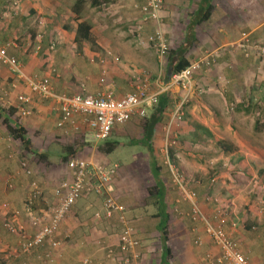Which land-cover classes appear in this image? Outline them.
Returning <instances> with one entry per match:
<instances>
[{
    "label": "crops",
    "instance_id": "crops-1",
    "mask_svg": "<svg viewBox=\"0 0 264 264\" xmlns=\"http://www.w3.org/2000/svg\"><path fill=\"white\" fill-rule=\"evenodd\" d=\"M162 1L160 16L168 44L164 57L158 55L152 41L153 20L142 22L137 6L144 0H0V45H7V53L19 61L25 77L47 78L57 94L111 90L121 97L133 92L139 79L148 76L151 89L167 91L172 97V106L160 112L155 104L145 116L133 115L115 125L108 138L98 141L89 128L92 116L74 114L59 127L61 114L56 101L31 91L23 79L0 62L2 264H121L119 213L114 211L107 217L102 196L94 193H84L76 200L54 235L58 241L55 247L44 242L22 252L16 235L3 226L11 220L23 222L30 229L25 211L29 202L35 215L49 214L56 203L53 188L70 178L66 164L69 157L118 165L111 182L112 196L134 229L133 236L139 241L134 252L142 264H216L219 249L211 243L205 224L192 218L182 188L196 193L200 210L213 223L218 222L215 215L225 218L224 230L252 264H264V219L259 215L263 208L233 205L225 207L224 212L206 204L202 197L210 194L209 183L214 177L207 176L205 164L185 155L194 156L190 147L211 149L213 143L207 136L211 134L218 138V150L229 154V163L238 166L248 162L242 149L252 146L250 140L257 142L255 127L264 120V64L255 49H242L238 43L245 37L250 43H264V0ZM139 23L141 29L137 28ZM207 52L215 53L214 62L194 71L187 88L171 85L164 89L168 68L181 58L190 63ZM18 94L30 98L28 116L21 117L17 112ZM184 95V125L178 132L189 138L177 142V120L172 117ZM9 127L22 129L28 148ZM121 138L124 143L139 144L133 160L137 162L140 157L146 171L140 190L130 184L135 191L128 193H123L120 186L131 179L125 184L120 163L108 158ZM204 155L212 157V152L207 150ZM22 159L28 161L31 174L21 169ZM162 164L167 169V182L161 173ZM177 166L183 169V175L177 172ZM158 169L164 186L162 198L152 189L153 171ZM32 181L39 186L34 198L30 194ZM149 184L153 185L146 187ZM227 188L234 192V183ZM218 190L213 200L220 198ZM161 207L169 213L167 219L158 214ZM184 210L188 225L182 221ZM14 211L19 213L16 218ZM251 212L256 219L250 220ZM225 226L237 229L236 235L229 234ZM109 249L113 254L109 255ZM206 255L211 259H205Z\"/></svg>",
    "mask_w": 264,
    "mask_h": 264
},
{
    "label": "built area",
    "instance_id": "built-area-1",
    "mask_svg": "<svg viewBox=\"0 0 264 264\" xmlns=\"http://www.w3.org/2000/svg\"><path fill=\"white\" fill-rule=\"evenodd\" d=\"M162 0H144V3L137 6L142 14V22L153 20L154 31L152 41L156 51L160 57H164L168 51V44L162 28V18L160 10L162 8ZM138 29L142 28V23L137 25ZM242 49L253 48L259 53L261 62L264 64V43H250L245 37L238 43ZM214 52H207L197 59L191 61L189 65L180 71L172 73L169 82L164 89L171 85L185 89L188 87L194 71L203 67L210 66L214 62ZM0 62L8 65L18 78L23 79L31 91L37 93L41 97H50L54 99L60 111V119L57 122L62 127L74 114H85L92 116L88 121L89 128L92 131V138L95 140H105L108 138L111 130L115 125H120L128 121L133 115L145 116L146 110L154 106L158 101L160 91L150 88L149 77L139 79L135 90L126 93L121 97H116L113 91H97L93 94H74L65 95L54 93L50 82L47 78L32 79L25 77L22 67L15 57L7 53V45H0ZM162 89V90H164ZM19 103L17 112L21 117L28 116L30 109L28 107L30 98L24 94L17 95ZM186 100L184 95L174 108L172 120L177 122L183 117V104ZM70 170V178L60 181L54 188L53 194L56 203L49 209L48 215H35L33 213L31 202L26 207V215L28 216L30 229L23 222H13L6 220L3 226L18 238V244L22 252H28L31 249L49 242L55 247L58 241L54 239L55 233L58 231L61 222L66 218L76 200L84 193H94L103 198V206L106 216L109 217L114 211L119 213V221L122 224V232L119 235V257L121 264H142L136 260L135 248L139 245V241L134 238V229L123 215V208L116 203L112 196V179L116 174L117 164H98L91 160L70 157L67 162ZM20 167L25 174H31L28 161L22 159ZM177 182L180 184V177L177 175ZM184 198L190 202L191 216L195 220H200L205 224L206 232L213 245L218 247L219 254L215 258L216 264H252L249 257L243 253L231 239L223 228L225 218L215 215L213 223L207 218L199 208L196 193L194 191L182 188ZM39 191L36 181L30 183V194L34 198ZM14 218L19 216L18 211H14ZM200 242V238L197 243ZM109 255L113 254V250L109 249ZM205 259H211L210 255H206ZM85 263H87L85 261Z\"/></svg>",
    "mask_w": 264,
    "mask_h": 264
},
{
    "label": "rangeland",
    "instance_id": "rangeland-1",
    "mask_svg": "<svg viewBox=\"0 0 264 264\" xmlns=\"http://www.w3.org/2000/svg\"><path fill=\"white\" fill-rule=\"evenodd\" d=\"M184 106H185V102L183 104V116H184V108H185ZM183 120L184 118L182 117V119L177 122V142L189 138L186 136L184 137L182 133L178 132L182 129L181 125H184ZM260 125L264 127V120L260 122ZM254 133L256 135L254 139H257V142L254 143L253 141L250 140V144L252 146L242 149L248 155V162L239 163L238 166H233V163L228 162L226 157L229 156V154L225 153L224 151L218 150V147L215 144L216 143L215 141H217L218 138H216L211 134L207 135L208 138L211 139L213 143L211 149L209 147H196V148L190 147V150L192 151V155L194 154V156H190L191 153L185 155L187 157L195 159L197 163L200 162L203 165L205 164L207 170V176L209 177L210 175H212V177H214V181L209 183L211 185L210 194L202 197L203 200L206 202V204H211V207H217L215 208V210L219 209L221 211L223 210L224 212H225V207H232L233 205L234 207H262L263 210L262 211L260 210L259 215L261 219H264V131L257 130ZM244 135L247 139H250L249 137H247L248 134H244ZM117 140L120 141L121 143L117 144V147L113 152L109 154L108 158L112 162L116 161L120 163L119 170L125 173L124 174V179H125L124 181H126L125 184L131 179L126 186L124 187L120 186V187L123 193H128L129 191H132V189L135 191V189L131 187L130 184H133L138 190H140V185H142V180H144V177H146V171L144 166L141 164L142 159L140 157L138 158L137 162H134L133 160L134 159L133 155L140 150V146L137 143L135 144H127L126 142L124 143L122 138ZM222 141L227 143L228 140L224 139ZM54 149H56V147ZM207 150L212 152V157L204 155V153ZM240 152L245 154L242 151ZM195 153L198 154L196 155ZM235 155L236 153H234V156ZM228 166H230V168L228 169L230 173L227 172ZM166 171H167L166 166L162 164L161 173L167 182L168 180L166 177H168V174ZM177 172H179L181 175L184 174L183 169H180V167L178 166H177ZM151 183L153 182L151 181ZM231 183H234V188H235L234 192L232 193L229 191L230 189L227 188V185H230ZM151 185L149 184V186L146 187H150ZM217 189H219L218 190L219 192L220 191L222 192V193L220 192L221 196L217 195L220 198H218L217 200H213V197L214 196L216 197L215 193ZM171 192L173 191L171 190ZM179 198L182 199L180 195H178V199ZM180 201L182 202V200ZM184 211L185 212H183L182 221H185V223L188 225L190 221L186 216V210ZM251 214L252 215H249L252 217L250 220H252L253 217L254 219H256V217L253 216L256 214H254L253 212H251ZM180 217L181 216L177 214V218ZM243 227L244 226H242V229ZM226 229L229 230V231L227 230L229 234L235 233L236 235L237 233L236 232L237 229H229L228 227ZM3 251L0 250V253L5 254ZM3 257L0 256V264L4 263Z\"/></svg>",
    "mask_w": 264,
    "mask_h": 264
},
{
    "label": "trees",
    "instance_id": "trees-1",
    "mask_svg": "<svg viewBox=\"0 0 264 264\" xmlns=\"http://www.w3.org/2000/svg\"><path fill=\"white\" fill-rule=\"evenodd\" d=\"M187 65H189V61L184 59V58H181V60L176 65L173 66V68H172L173 72L180 71L181 69L185 68ZM169 106H172V97H171L170 93L167 91L161 92L158 96V101H157L155 107L157 108V110H159L161 112L162 110H164L166 107H169ZM6 124H7V122H6ZM261 126L262 125L259 124L255 127V129L259 130L261 128ZM9 129L11 131H13L14 134L17 132L16 135L21 139L25 148H28V141H27V139H25L22 129L21 128H10V127H9ZM146 129H148V127ZM207 134H209V133H207ZM196 137H197V135H196ZM218 144H222V141H218ZM112 148H113V146L108 150H111ZM64 159H67V157L65 156ZM159 172H160L159 169H158V171H155V170L153 171V176H155V179H154L155 184L153 185L152 189L156 194H158V197L162 198V195L164 192V186H163V182H161L160 177L158 176ZM158 214L160 216H164V218L167 219L169 213L163 211V207H161V209H159Z\"/></svg>",
    "mask_w": 264,
    "mask_h": 264
},
{
    "label": "water",
    "instance_id": "water-1",
    "mask_svg": "<svg viewBox=\"0 0 264 264\" xmlns=\"http://www.w3.org/2000/svg\"><path fill=\"white\" fill-rule=\"evenodd\" d=\"M172 73H173V69L168 68V69H167V80H166V83L169 82V79H170Z\"/></svg>",
    "mask_w": 264,
    "mask_h": 264
}]
</instances>
